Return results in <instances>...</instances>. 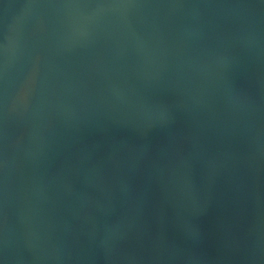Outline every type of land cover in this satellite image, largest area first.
I'll return each instance as SVG.
<instances>
[{
  "label": "water",
  "instance_id": "obj_1",
  "mask_svg": "<svg viewBox=\"0 0 264 264\" xmlns=\"http://www.w3.org/2000/svg\"><path fill=\"white\" fill-rule=\"evenodd\" d=\"M0 264H264V0H0Z\"/></svg>",
  "mask_w": 264,
  "mask_h": 264
}]
</instances>
